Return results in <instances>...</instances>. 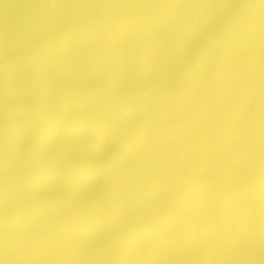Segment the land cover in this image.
Masks as SVG:
<instances>
[{
    "label": "water",
    "instance_id": "obj_1",
    "mask_svg": "<svg viewBox=\"0 0 264 264\" xmlns=\"http://www.w3.org/2000/svg\"><path fill=\"white\" fill-rule=\"evenodd\" d=\"M0 264H264V0H0Z\"/></svg>",
    "mask_w": 264,
    "mask_h": 264
}]
</instances>
